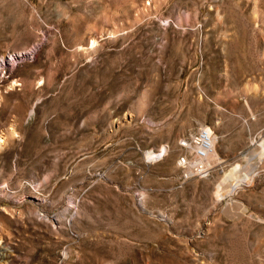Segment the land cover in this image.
<instances>
[{
    "label": "rangeland",
    "instance_id": "obj_1",
    "mask_svg": "<svg viewBox=\"0 0 264 264\" xmlns=\"http://www.w3.org/2000/svg\"><path fill=\"white\" fill-rule=\"evenodd\" d=\"M232 2L0 0V264H264V22Z\"/></svg>",
    "mask_w": 264,
    "mask_h": 264
},
{
    "label": "bare ground",
    "instance_id": "obj_2",
    "mask_svg": "<svg viewBox=\"0 0 264 264\" xmlns=\"http://www.w3.org/2000/svg\"><path fill=\"white\" fill-rule=\"evenodd\" d=\"M219 2H220V0H209L210 8H211V10H213V14L216 16H219L220 11H221V5L219 4ZM251 6H253L252 9L254 11L252 12V14L250 13V17H249L248 12L251 10L250 9ZM228 10H229V12L235 13L236 15H240L241 17L246 18L247 19V25L249 27L253 26L254 30L257 33H262V31H263V25L262 24L264 22V19H263V17H264V0H242V2H232L229 4ZM247 13H248V15H246ZM245 15L248 17H245ZM230 55H232V54H230ZM230 55H228V56H230ZM20 56H22V54ZM9 62H10V64H12L14 62V60L11 59ZM33 113H34V110L31 112V115ZM192 139H194V137ZM193 143L196 144V145L194 144L195 145L194 148L196 150H198V152H199L198 154L203 153L204 155L200 154V157L196 161V163L191 165L192 168L200 167L203 164L209 163L208 161L210 160V157L215 154V144H216V139L209 132V129L203 130L202 133L200 134V136L198 138L194 139ZM263 152H264V146L262 149V154H263ZM153 154H149V156H148V159L151 161H154L159 157V156H156ZM191 163H193V162H191ZM202 167H204V166H202ZM203 170H205V168ZM192 171H191V173H193ZM251 172H252V169L247 168V170H245L244 173H237L236 171H233V172L227 174L225 176V178L223 179L220 187H219L218 199L221 200L224 198L223 193H225V191L228 192V190H230L231 192L229 194H235L237 191H239L241 188H243L242 186H245V187L250 186V184L252 182L249 178L251 175ZM190 176H192V175L190 174Z\"/></svg>",
    "mask_w": 264,
    "mask_h": 264
},
{
    "label": "built area",
    "instance_id": "obj_3",
    "mask_svg": "<svg viewBox=\"0 0 264 264\" xmlns=\"http://www.w3.org/2000/svg\"><path fill=\"white\" fill-rule=\"evenodd\" d=\"M198 138V137H197ZM183 145L185 146L186 145V143H183ZM187 146V145H186ZM199 152H198V150H197V152H196V156H197V158L199 159V157H200V154L201 155H204L203 153H200V154H198ZM188 159L186 158V157H184V158H182L181 159V164L183 165V166H186L187 164H188V161H187ZM202 169H203V167L202 166H200L199 167V171H202Z\"/></svg>",
    "mask_w": 264,
    "mask_h": 264
},
{
    "label": "water",
    "instance_id": "obj_4",
    "mask_svg": "<svg viewBox=\"0 0 264 264\" xmlns=\"http://www.w3.org/2000/svg\"><path fill=\"white\" fill-rule=\"evenodd\" d=\"M144 212L147 213L148 215H151V213L150 212H147L145 209H144Z\"/></svg>",
    "mask_w": 264,
    "mask_h": 264
}]
</instances>
